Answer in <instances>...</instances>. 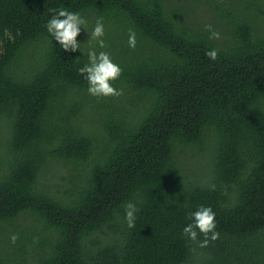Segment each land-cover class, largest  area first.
I'll return each mask as SVG.
<instances>
[{
    "label": "trees",
    "instance_id": "16d2710c",
    "mask_svg": "<svg viewBox=\"0 0 264 264\" xmlns=\"http://www.w3.org/2000/svg\"><path fill=\"white\" fill-rule=\"evenodd\" d=\"M52 9L86 20L77 51ZM93 47L121 95L88 93ZM0 264H264V0H0Z\"/></svg>",
    "mask_w": 264,
    "mask_h": 264
},
{
    "label": "clouds",
    "instance_id": "9594fccd",
    "mask_svg": "<svg viewBox=\"0 0 264 264\" xmlns=\"http://www.w3.org/2000/svg\"><path fill=\"white\" fill-rule=\"evenodd\" d=\"M54 15L47 21L46 30L50 36L59 43L60 47L65 51L75 52L80 48L77 37L81 28L86 25V20L78 13L67 9H52ZM84 28V27H83ZM210 33L209 39H219V32L212 30L211 25L205 26ZM90 40H95L99 48L103 49L106 44L102 37L105 35L104 24L102 19H98L91 32ZM136 33L129 29L128 46L130 49L136 47ZM211 60H216L218 51L216 49L209 50L205 53ZM89 61L79 69L81 75L84 76L88 83V93L96 97L119 96L122 90H118L113 86V82L118 80L122 74V69L113 62L109 53L105 51L97 52L95 48L88 51ZM138 209L135 204L128 203L125 206V219L128 227L135 226L136 213ZM191 223L183 228V235L191 241H197L198 233L202 234L204 240L200 243L201 247H206L209 240L215 241L219 238L216 231L215 213L211 207L200 206L196 211L190 214ZM18 237L14 234L11 237L15 243Z\"/></svg>",
    "mask_w": 264,
    "mask_h": 264
}]
</instances>
